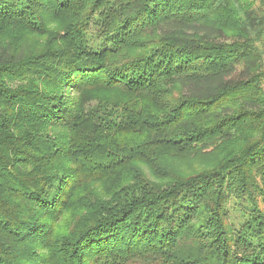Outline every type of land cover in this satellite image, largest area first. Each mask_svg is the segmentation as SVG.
Listing matches in <instances>:
<instances>
[{
  "label": "trees",
  "instance_id": "16d2710c",
  "mask_svg": "<svg viewBox=\"0 0 264 264\" xmlns=\"http://www.w3.org/2000/svg\"><path fill=\"white\" fill-rule=\"evenodd\" d=\"M263 86L264 0H0V264H264Z\"/></svg>",
  "mask_w": 264,
  "mask_h": 264
},
{
  "label": "rangeland",
  "instance_id": "374dc122",
  "mask_svg": "<svg viewBox=\"0 0 264 264\" xmlns=\"http://www.w3.org/2000/svg\"><path fill=\"white\" fill-rule=\"evenodd\" d=\"M263 89H264V86H263ZM260 207H261V209H262V211H263V213H264V203H260ZM58 225H59V226H63V223L61 222V223H59Z\"/></svg>",
  "mask_w": 264,
  "mask_h": 264
}]
</instances>
